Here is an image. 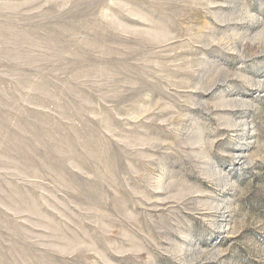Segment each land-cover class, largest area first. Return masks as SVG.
I'll return each mask as SVG.
<instances>
[{
    "label": "rangeland",
    "instance_id": "374dc122",
    "mask_svg": "<svg viewBox=\"0 0 264 264\" xmlns=\"http://www.w3.org/2000/svg\"><path fill=\"white\" fill-rule=\"evenodd\" d=\"M0 264H264V0H0Z\"/></svg>",
    "mask_w": 264,
    "mask_h": 264
}]
</instances>
